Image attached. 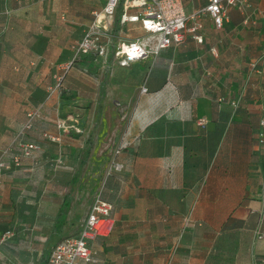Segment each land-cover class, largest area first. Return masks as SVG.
<instances>
[{
    "label": "crops",
    "instance_id": "crops-1",
    "mask_svg": "<svg viewBox=\"0 0 264 264\" xmlns=\"http://www.w3.org/2000/svg\"><path fill=\"white\" fill-rule=\"evenodd\" d=\"M107 1L0 0V160L10 164L0 167V264H41L79 233L100 188L114 227L92 241L98 259L89 264H165L178 238L187 264H205L214 246L229 264H264V0L246 14L231 7L222 29L205 16L202 42L188 33L128 65L112 50L144 31L119 23L120 4L108 57L82 55L50 92ZM182 1L187 13L208 2ZM256 57L261 67L232 115L229 98ZM21 142L38 147L24 156ZM229 217L236 225L225 230ZM221 235L234 243L217 244Z\"/></svg>",
    "mask_w": 264,
    "mask_h": 264
},
{
    "label": "built area",
    "instance_id": "built-area-1",
    "mask_svg": "<svg viewBox=\"0 0 264 264\" xmlns=\"http://www.w3.org/2000/svg\"><path fill=\"white\" fill-rule=\"evenodd\" d=\"M120 4L122 13L119 23L125 25L128 22H139L144 31L143 34L135 38H124L117 41L112 51L114 60L121 65L142 60L162 48L181 44L188 33L198 42H202L204 40L202 30L205 16L209 15L215 27L221 29L228 18L231 6L237 7L245 14L252 7L251 0H208L205 6L187 13L182 0H108L103 9L95 13L94 19L76 42L73 59L61 66L64 73L58 78L59 83L50 87V92L61 86L62 75H65L82 55L95 54V56H102L104 59L108 57L111 50L112 30ZM132 8H136V11H132ZM249 19V15H246L244 21L247 22ZM212 51L215 52V48H212ZM260 59L259 57L250 62L251 70L256 68ZM248 80L249 75L246 82ZM146 89L145 86L142 87L143 91ZM238 101V99L233 101L235 107L238 106ZM35 114V111L28 113V119L21 131L22 134L26 128L31 127ZM205 122L206 118L199 119V123L204 124ZM57 125L63 129L75 127L74 124L68 123L66 120H59ZM260 125L264 127V116L260 120ZM51 138L57 139L56 136H51ZM259 141L264 143V131L260 133ZM20 145L24 156H30L32 151L38 147L34 142H21ZM121 149L122 147H119L116 152H120ZM19 162L20 158L16 156L15 163ZM62 162L63 160L59 159V163ZM9 166L10 164L0 160V167ZM112 167L120 169L122 164L113 159ZM112 209L113 204L103 198L102 189H98L79 233L61 238L51 250L47 264H77L78 260L92 261V241L99 237H108L113 230ZM12 234V231L8 230L1 239Z\"/></svg>",
    "mask_w": 264,
    "mask_h": 264
},
{
    "label": "trees",
    "instance_id": "trees-1",
    "mask_svg": "<svg viewBox=\"0 0 264 264\" xmlns=\"http://www.w3.org/2000/svg\"><path fill=\"white\" fill-rule=\"evenodd\" d=\"M232 7V6H231ZM230 7V8H231ZM229 8V9H230ZM237 8V7H236ZM120 13H121V11H120V9H119V15H120ZM119 17V19H120V16H118ZM251 16H249V18H250ZM250 20L252 21V22H255V23H258V21L257 20H255L254 21V16L252 17V18H250ZM248 23V22H247ZM222 29V28H221ZM183 43V42H182ZM259 58V57H258ZM257 57L256 58H253V59H251L248 63H249V74L247 73V75H245V78L249 75V80H248V83L246 84V87H248L249 85H250V83L252 82V79L254 78V76H255V74H257V71L260 69V67H261V60L258 62V65L256 66V68H254V69H252L251 70V66H250V62H252V61H254V60H256V59H258ZM76 62V61H75ZM75 62H74V64H75ZM73 64V65H74ZM251 70V71H250ZM63 73H64V71H62ZM244 78V81H243V86H242V88H240L239 89V91L238 92H235L234 94H233V96H230V98H229V101H230V103L232 104V107H231V109H232V115L234 114V113H236L237 111H238V109L239 108H241L242 107V105H243V103H244V99H245V95H246V88H245V92L243 93V87H244V82L246 81V79ZM239 100L238 101V106L237 107H235L234 106V104H233V101L234 100ZM222 101V100H226V97H223V96H221V98L219 99V101ZM262 118V117H261ZM261 118H260V120H261ZM260 120H259V128H258V130H257V135H258V142L260 143V141H259V139H260V133H262L263 131H264V127H262L261 125H260ZM30 128H32V125H31V127H29V128H26L25 129V133H26V131H29L30 130ZM263 147H264V143H260ZM102 194H103V190H102ZM103 198H105L104 197V195H103ZM252 222V220H250L249 221V223H251ZM236 225V222H235V220L233 219L232 220V218L231 217H229L224 223H223V225H222V228L223 229H225L226 230V228H230V227H234ZM226 235V234H225ZM225 235H221V240L220 241H217V244H219L220 245V242H224V243H229V244H233L234 243V238H233V236L232 235H227V236H225ZM225 237V238H224ZM108 237H105V238H97V240L98 239H101V240H106ZM5 240H7V239H5ZM5 240H3V241H1L0 240V251H1V249H2V246H3V244L2 243H4L5 242ZM214 243H215V245H216V242H215V240H214ZM180 248V245H178V248H177V250ZM92 252H93V260L92 261H90V262H84V263H87V264H89V263H92V262H96L97 261V259H98V257H97V250L94 248V246L92 245ZM49 253V252H48ZM206 254H207V259L209 258V257H213L214 256V264H224V262L226 261V262H228L227 264H229L230 262L229 261H231V259H230V255H228V256H226L225 257V254H222V253H219V252H217L216 250H215V246H214V248L211 250V251H209L208 253L206 252ZM167 259H169V255H168V252H167V254H166V257H165V260H167ZM47 260H48V257L46 256V254H45V256H43L42 257V261H41V264H47ZM172 264V263H171ZM176 264V263H175Z\"/></svg>",
    "mask_w": 264,
    "mask_h": 264
},
{
    "label": "rangeland",
    "instance_id": "rangeland-1",
    "mask_svg": "<svg viewBox=\"0 0 264 264\" xmlns=\"http://www.w3.org/2000/svg\"><path fill=\"white\" fill-rule=\"evenodd\" d=\"M102 56H99L97 58V61L102 60ZM181 244L180 238H178L176 240V244L173 247V250L168 251V255H169V259H167V261L165 262V264H187L186 262H184L185 260H183L182 258V251H180V249L177 250L178 245ZM214 256L213 257H209L208 259H206V263L205 264H214Z\"/></svg>",
    "mask_w": 264,
    "mask_h": 264
}]
</instances>
